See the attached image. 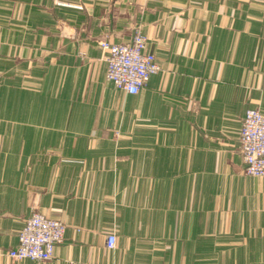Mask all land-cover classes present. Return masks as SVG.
<instances>
[{
    "label": "crops",
    "instance_id": "crops-1",
    "mask_svg": "<svg viewBox=\"0 0 264 264\" xmlns=\"http://www.w3.org/2000/svg\"><path fill=\"white\" fill-rule=\"evenodd\" d=\"M134 23L160 69L130 94L97 41ZM248 108L264 113V0H0V264H264ZM32 209L64 238L13 261Z\"/></svg>",
    "mask_w": 264,
    "mask_h": 264
},
{
    "label": "built area",
    "instance_id": "built-area-1",
    "mask_svg": "<svg viewBox=\"0 0 264 264\" xmlns=\"http://www.w3.org/2000/svg\"><path fill=\"white\" fill-rule=\"evenodd\" d=\"M131 29L129 41L111 42L101 37L97 44L105 63V78L115 88L135 94L160 66L155 55L146 50V37L140 24H133ZM239 141L244 173L264 176V113L258 108L246 109L241 119ZM65 230L66 224L63 221L32 209L17 234V245L6 254L13 261L24 258L48 260L54 246L63 240ZM114 244L115 233L110 231L106 234L105 245L112 248Z\"/></svg>",
    "mask_w": 264,
    "mask_h": 264
},
{
    "label": "rangeland",
    "instance_id": "rangeland-1",
    "mask_svg": "<svg viewBox=\"0 0 264 264\" xmlns=\"http://www.w3.org/2000/svg\"><path fill=\"white\" fill-rule=\"evenodd\" d=\"M134 24H136V23H134ZM131 31H132V29H131Z\"/></svg>",
    "mask_w": 264,
    "mask_h": 264
}]
</instances>
